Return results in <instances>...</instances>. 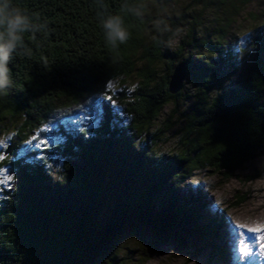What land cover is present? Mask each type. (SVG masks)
<instances>
[{"label":"trees","instance_id":"obj_1","mask_svg":"<svg viewBox=\"0 0 264 264\" xmlns=\"http://www.w3.org/2000/svg\"><path fill=\"white\" fill-rule=\"evenodd\" d=\"M193 1L221 11L211 30L216 41L198 36L191 16L187 36L170 51L147 41L134 18L123 45L106 43L102 16L132 0H14L43 26L34 38L25 36L30 54L9 60L12 85L0 95V127L7 119L20 120L0 160L15 181L0 204V264H124L115 245L136 223L151 229L155 252L176 225L194 223L197 208L189 200L179 204L176 195L185 178L195 170L232 171L255 157L264 144V46L247 76L228 89L223 60L230 50L222 52L230 24L251 0ZM137 58L143 63L136 71L139 84L129 100L120 99L119 111L130 118L123 124L104 97L113 80L134 71ZM163 60L168 64L159 76L157 64ZM178 61L186 63V76L193 79L192 95L183 91L184 84L175 94L167 90ZM212 89L218 90L215 99L208 95ZM168 105L186 120L185 147L164 158L153 147L172 128V114L163 128L150 129ZM86 111L100 116L97 125L78 131L64 127V121ZM31 136L63 139L56 146L64 158L58 180L52 182L44 163L36 160L38 148L19 155ZM191 231L213 236L206 224Z\"/></svg>","mask_w":264,"mask_h":264},{"label":"rangeland","instance_id":"obj_2","mask_svg":"<svg viewBox=\"0 0 264 264\" xmlns=\"http://www.w3.org/2000/svg\"><path fill=\"white\" fill-rule=\"evenodd\" d=\"M192 3L196 2L192 0ZM206 9H211L207 16L204 14ZM191 16L197 21L196 29L197 25L200 26L197 32L202 34L198 36L203 39L209 36L216 41V36L211 33V30L222 16L216 5L211 4L199 11L196 9L190 12L185 11L182 18L188 22L191 20ZM261 21H264V0H251L239 10L234 21L230 24L227 34L222 39L225 46L222 52L230 50L229 56L224 54V58L228 57V60H223L226 63L223 72L224 88L234 87L241 82L247 76L253 59L260 55L259 51L264 46V23ZM244 29L249 30L244 31ZM208 49L212 54H216L212 52L216 51L215 48L208 47ZM207 53V48H204L203 54ZM184 56H186V51ZM135 61L133 72L117 77L108 87L110 91L107 96L111 97L108 106L122 119L123 124H129L130 118L124 112L119 111L124 104L120 99L122 95L126 96L125 99H130L131 92L139 84L137 67L143 64L138 58ZM160 62H164L163 67L159 66ZM160 62L157 64L159 76L166 71L168 60ZM183 84L189 85L184 87L183 91L192 95L195 85L190 75L185 77ZM184 107L182 105V109ZM171 114L172 128L164 134L163 140L153 147L155 155L156 152H160L159 156L164 158L177 154L185 147L182 135L186 120L182 114L171 113V105L164 109L153 128H163ZM100 119L96 112L86 111L64 121L63 125L78 131L94 127ZM19 123L20 120L17 121L16 118L7 119L2 123L0 127V155L7 156L2 152L11 144L10 140ZM43 130L49 132L47 131L49 128L44 127ZM31 138L32 136L27 140ZM41 140L47 141V143L37 149L36 160L39 159L44 163L50 179L54 182L63 174L62 162L64 158L57 153L58 149H56L63 139L59 136H44L35 139L32 144H39ZM60 150L61 148H59ZM77 162L80 164L82 161L77 159ZM95 176L102 177V175ZM111 177L112 174L109 175V178ZM14 182V180L9 182L10 187L0 185V204L6 198V192L13 189ZM176 195L179 204L189 200L197 208L198 212L194 215V223L176 225L175 229L170 230L168 240L155 252H152L150 247L153 239L151 229L141 223L134 224L125 234L118 237L115 245V251L118 253L116 256L124 264L129 260L132 264H139L142 259H146L144 264H264V248L260 246L264 240L259 239L264 236V228H261L258 233L249 230L258 225H264V144L255 157L232 171L215 172L211 169L193 171L189 178L182 181ZM193 198L200 199L198 201ZM212 220H215L216 223H213ZM203 224L212 226L213 236H208V234L199 236L193 231L190 232L193 226L199 228ZM242 245H250L252 248L246 261L237 258L241 255L239 248ZM178 246L182 247L181 250L177 249ZM196 250L198 253L192 255V252Z\"/></svg>","mask_w":264,"mask_h":264},{"label":"clouds","instance_id":"obj_3","mask_svg":"<svg viewBox=\"0 0 264 264\" xmlns=\"http://www.w3.org/2000/svg\"><path fill=\"white\" fill-rule=\"evenodd\" d=\"M203 7L202 4L192 3V0H132L131 3H121L119 11L104 14L100 27L103 29L106 43L116 48L129 39V19L134 18L147 41H158L164 47L175 50L180 47L181 41L191 29V23L182 18L183 12L193 9L199 11ZM210 11L211 9H206L204 14L207 16ZM42 26V22H37L26 8L17 5L14 0H0V95L6 94L12 85L9 60L14 55L30 54L25 36L28 34L34 38ZM199 27L197 25V29ZM197 34L202 33L198 31ZM41 61L47 67L48 61L43 57ZM163 63L160 62L159 66L163 67ZM188 86L185 84V87ZM217 94L216 89L208 93L212 99H215ZM150 130L155 132L156 128ZM156 155L161 153L156 152Z\"/></svg>","mask_w":264,"mask_h":264},{"label":"snow or ice","instance_id":"obj_4","mask_svg":"<svg viewBox=\"0 0 264 264\" xmlns=\"http://www.w3.org/2000/svg\"><path fill=\"white\" fill-rule=\"evenodd\" d=\"M106 100H111L110 96H105L104 97ZM96 107L99 109V102H96ZM36 138L32 137L30 140H26L24 141V144L27 147H23L19 149V155L22 157L25 155V153H27L28 151H30L31 147H36L39 148L41 145H44L47 143V141L41 140L39 144H32V141H34ZM55 142V141H54ZM3 159V156L0 155V160ZM9 169H6L3 166H0V177H2V179H0V185L3 186H11V184L9 182H12L14 180V176L12 174H8L9 173ZM261 228H264V225H258L257 227L251 228L249 229L252 232H260ZM259 239L264 240V236L259 237ZM261 248H264V243H262ZM239 252L241 253V255H239L237 258L239 260H244L246 261L247 257L251 254L252 252V248L250 245H242L239 248Z\"/></svg>","mask_w":264,"mask_h":264},{"label":"water","instance_id":"obj_5","mask_svg":"<svg viewBox=\"0 0 264 264\" xmlns=\"http://www.w3.org/2000/svg\"><path fill=\"white\" fill-rule=\"evenodd\" d=\"M186 63L182 61L176 62L169 74L167 81V90L170 94L178 92L183 85V81L186 77ZM9 145L6 147L5 152H8Z\"/></svg>","mask_w":264,"mask_h":264}]
</instances>
